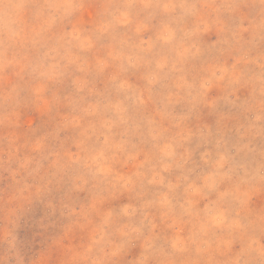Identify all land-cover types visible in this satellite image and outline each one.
<instances>
[{"label":"rangeland","instance_id":"obj_1","mask_svg":"<svg viewBox=\"0 0 264 264\" xmlns=\"http://www.w3.org/2000/svg\"><path fill=\"white\" fill-rule=\"evenodd\" d=\"M0 264H264V0H0Z\"/></svg>","mask_w":264,"mask_h":264}]
</instances>
